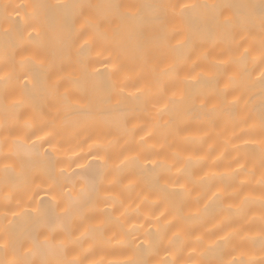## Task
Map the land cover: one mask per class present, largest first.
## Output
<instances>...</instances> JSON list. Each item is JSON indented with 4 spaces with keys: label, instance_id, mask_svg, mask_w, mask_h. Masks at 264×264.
<instances>
[{
    "label": "bare ground",
    "instance_id": "bare-ground-1",
    "mask_svg": "<svg viewBox=\"0 0 264 264\" xmlns=\"http://www.w3.org/2000/svg\"><path fill=\"white\" fill-rule=\"evenodd\" d=\"M0 264H264V0H0Z\"/></svg>",
    "mask_w": 264,
    "mask_h": 264
}]
</instances>
